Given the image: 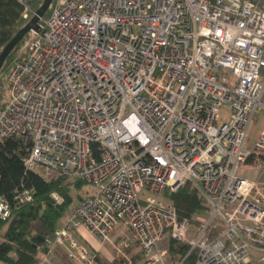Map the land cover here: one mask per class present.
<instances>
[{
    "label": "built area",
    "instance_id": "obj_1",
    "mask_svg": "<svg viewBox=\"0 0 264 264\" xmlns=\"http://www.w3.org/2000/svg\"><path fill=\"white\" fill-rule=\"evenodd\" d=\"M16 1L26 18V0ZM50 5L2 74L0 142L26 150V170L94 192L69 207L37 264L52 263L58 247L94 264L76 233L103 244L117 228L141 264H183L159 247L166 237L187 243L193 264H264V181L241 174L264 173V0ZM186 183L207 207L194 229L165 198ZM10 214L0 196V220Z\"/></svg>",
    "mask_w": 264,
    "mask_h": 264
},
{
    "label": "trees",
    "instance_id": "obj_2",
    "mask_svg": "<svg viewBox=\"0 0 264 264\" xmlns=\"http://www.w3.org/2000/svg\"><path fill=\"white\" fill-rule=\"evenodd\" d=\"M42 2L26 0L28 15L23 18L24 7L21 3L16 0H0V52L31 19ZM50 9L51 5L43 18L49 15ZM26 39L27 34L10 52L0 69V108L3 106L2 74L13 60L12 55L24 47ZM19 145L12 139L0 142V196L11 206L10 216L4 221L0 220V264H37L45 240L53 237L67 216L73 199L71 189L84 186L79 180L66 177L47 180L36 172L26 170V150ZM92 149L96 156L97 146L93 144ZM23 191L29 193L30 200L19 204L16 197ZM53 194L61 198L60 203L54 200ZM169 195L167 200L175 208L179 221L198 224V218L206 214L207 207L203 199L190 184L186 183ZM130 248L137 247L133 244L126 249ZM189 249L187 243L170 238L167 248L169 261L193 264L196 253H189Z\"/></svg>",
    "mask_w": 264,
    "mask_h": 264
},
{
    "label": "rangeland",
    "instance_id": "obj_3",
    "mask_svg": "<svg viewBox=\"0 0 264 264\" xmlns=\"http://www.w3.org/2000/svg\"><path fill=\"white\" fill-rule=\"evenodd\" d=\"M23 48L24 47H21V51ZM20 52L17 54L14 53L12 55V58L13 59L16 58L20 54ZM2 92H3V98L1 99V104L4 103L5 98H6L5 90H4V84L2 86ZM224 110L225 109H222V111H221L222 116L225 114ZM259 116H260V119L258 121H255L253 123V125L251 126V129H250V133H249L250 144H252L256 140V138H257V136H258V134L262 128V125H263V118H262L261 114H259ZM256 174H258V171L256 172L254 170H252V171L249 170V177H252V178L256 177L257 176ZM53 176H54V174L49 175V177H53ZM93 192H94V188L90 185H87V184H84L83 187L81 186L80 188H77V189H71V194L73 196L71 205L73 203H75L76 201H78L81 196L83 197V196L92 194ZM169 196H170L169 194H166L165 198H168ZM200 218H202V216ZM197 225L198 224H192V226H191L192 229H194V227H196ZM126 235H127V232L125 230H119V233L115 232V233L111 234L108 242L103 243V244L109 246V250H108L110 253L109 257H111V256L113 257V259L111 260V262L109 264H123L127 258H129L131 260L132 264H141L140 252L138 249H135V248L123 249L121 247L120 241H121V239H125ZM74 238L77 242H79L81 245H83L89 251L95 252V254H97V252L94 251V249L92 250L91 246H93L97 243H99L101 245V243L99 242L98 238H96L94 235H92L88 231L82 230V231L77 232V234L75 235ZM169 239H170L169 237L164 238L159 243V247L161 249H167ZM118 250L120 252H118ZM133 258H135V260ZM120 259H123V261H121ZM256 264H263V263L259 262L256 259Z\"/></svg>",
    "mask_w": 264,
    "mask_h": 264
},
{
    "label": "crops",
    "instance_id": "obj_4",
    "mask_svg": "<svg viewBox=\"0 0 264 264\" xmlns=\"http://www.w3.org/2000/svg\"><path fill=\"white\" fill-rule=\"evenodd\" d=\"M241 174L246 177V178H250V179H256V180H261V181H264V173H258L256 174L257 176L256 177H249V169L247 168H242L241 169ZM203 217V216H202ZM87 231L85 229H80L79 231ZM119 230H122L121 228H117L115 229V232H118L119 233ZM78 231V232H79ZM77 234V233H76ZM79 243V242H78ZM80 244V243H79ZM92 250L94 249V251L97 252L96 256V261L94 264H109L111 262V260L113 259V257H109V246L108 245H105V244H95L93 246H91ZM137 249V248H135ZM40 256V255H39ZM135 260V258H133ZM132 259V260H133ZM50 264H81L79 262H76V261H72V260H69L66 256V253H65V249L63 247H58L55 251V260L50 263Z\"/></svg>",
    "mask_w": 264,
    "mask_h": 264
},
{
    "label": "water",
    "instance_id": "obj_5",
    "mask_svg": "<svg viewBox=\"0 0 264 264\" xmlns=\"http://www.w3.org/2000/svg\"><path fill=\"white\" fill-rule=\"evenodd\" d=\"M52 0H43L41 6L33 13L31 19L12 37L0 52V69L14 47L26 36V34L39 28L38 22L43 18ZM42 240V239H41Z\"/></svg>",
    "mask_w": 264,
    "mask_h": 264
}]
</instances>
